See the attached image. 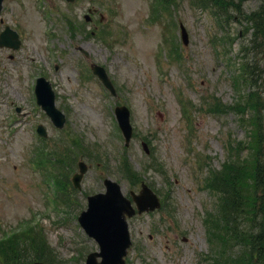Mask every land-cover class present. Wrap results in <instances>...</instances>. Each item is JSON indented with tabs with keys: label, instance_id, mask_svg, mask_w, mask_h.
<instances>
[{
	"label": "rangeland",
	"instance_id": "1",
	"mask_svg": "<svg viewBox=\"0 0 264 264\" xmlns=\"http://www.w3.org/2000/svg\"><path fill=\"white\" fill-rule=\"evenodd\" d=\"M239 1L244 12L257 10L262 3ZM151 2L5 0L0 29L5 25L16 29L22 45L16 51L0 48V239L25 223L33 225L37 229L33 233L44 236L37 244L45 242L52 263L85 264L87 254L99 249L77 219L87 208V196L105 191L103 180L110 176L130 198L131 190L137 194L141 190V181L136 179L142 178L165 203L159 210L128 219L132 246L125 264H213V258L203 257L214 255L211 247L217 264H264V251L257 255L249 245L226 239L232 225L227 227L229 220L222 216L221 193L204 186L213 176L212 170H223L230 161L239 162L241 173L253 170L249 165L258 160L257 155L264 164V55L250 47L243 52L254 71L253 83L243 82L239 67L244 59L239 49L253 34L236 10L234 18H227L221 26L213 9L200 8L192 0H175L164 13L152 12ZM89 6L98 9L92 23L83 19ZM154 6L160 9L161 4ZM100 15L105 18L103 33H111L104 37L107 42L91 32L100 28ZM180 22L188 32L186 45L180 37ZM168 31L181 48L180 59L171 56L164 44ZM225 34L229 51L220 39ZM91 61L106 67L116 96L92 74ZM38 75L51 81L56 106L66 114L61 128L35 100ZM255 100L259 105H253ZM216 101L226 107L239 103L214 113L208 106ZM242 102H246L244 106ZM116 103L130 108L134 133L128 147L114 115ZM183 104L190 105V117L184 116ZM256 120L261 122V140H256ZM38 123L45 126L48 136L37 133ZM68 131L83 136L91 150L78 159L75 153L65 152L68 159L60 167L66 183L58 202L53 201L54 185L45 177L50 170L58 178L56 188L60 190L63 175L43 167L41 159H51L52 152L61 147L69 149L64 143ZM144 138L149 141L148 153L142 145ZM94 144L105 157L97 159ZM41 151L47 154L41 156ZM152 153L163 163L161 171L145 170L146 162L153 160ZM122 154L134 170L135 184L119 168ZM79 159L89 166L80 189L72 185L71 178L78 169L73 161ZM64 198L73 200V205ZM209 212L211 227L204 221ZM253 217L251 214L248 227L256 233L262 215L257 212ZM208 230L216 234L210 241ZM34 248L22 242L15 262L8 248L9 255H0V264H30L36 259Z\"/></svg>",
	"mask_w": 264,
	"mask_h": 264
},
{
	"label": "trees",
	"instance_id": "2",
	"mask_svg": "<svg viewBox=\"0 0 264 264\" xmlns=\"http://www.w3.org/2000/svg\"><path fill=\"white\" fill-rule=\"evenodd\" d=\"M198 1L201 4L200 6L213 9L220 17L219 19L221 22H224L230 16V10H236V12L239 13V20L250 24L249 28H252V34L254 35L247 45H241V49L246 51L248 47H250V49L253 48L256 53L259 52V49L262 54L264 53V0H262L260 7L252 12H244L239 0ZM244 58L246 59V57ZM249 65V62H242L241 67L243 69L241 74L243 79L248 80L249 78L252 82V70ZM255 104H259V102L255 100L253 105ZM255 123L257 124L255 134V136H257L256 140H261L260 121L256 120ZM256 158H258V160H254L249 165L252 167L254 166L253 170L244 171L242 173L241 167L237 165L239 162L233 161L230 164L226 163L225 169H220L213 174L210 183L212 188L221 193V213L223 211L222 216L229 220V223L226 222V226L228 227L229 224L232 225V227L228 229L229 234L226 235V239L235 240L242 246L249 245L251 250L254 249L258 252L257 255H261L264 251V219L262 215L264 212V164L259 161L260 158L258 155ZM126 171L127 173L130 171L129 166ZM129 174L131 175V172H129ZM246 178H251L252 181H245ZM257 212L262 215V219L260 222L261 228L259 232L255 233L252 231L251 227H248V219L251 218V214L254 215V219ZM253 219L251 220L252 222ZM43 237V235L36 236L35 234H24L18 237V239H8L1 243V245H4V250H2L1 253L3 256L6 253V256H8L9 253L6 251L8 248H11L15 256L12 262H15V260H17L16 258H19L18 253L20 252L21 243H27V240L30 239L29 245L35 247V258L40 260L43 259L48 264H55V262L52 263L48 258L47 247L44 246L45 242L40 246L37 244ZM49 253L52 255L51 250H49Z\"/></svg>",
	"mask_w": 264,
	"mask_h": 264
},
{
	"label": "water",
	"instance_id": "3",
	"mask_svg": "<svg viewBox=\"0 0 264 264\" xmlns=\"http://www.w3.org/2000/svg\"><path fill=\"white\" fill-rule=\"evenodd\" d=\"M1 3L2 0H0V9L2 6ZM181 26L183 40L185 43H188L189 37L187 36L186 29L182 24ZM3 44L18 48L21 45L19 34L16 31L7 28L0 36V45ZM93 70L99 75L104 84L110 87L112 92H114L113 85H111L105 69L102 66L93 64ZM38 82L36 89L38 90L39 102L51 115L53 121L58 126H63L65 123V115L61 110H57L55 107L54 91L52 90L50 83L44 78L39 79ZM116 108L121 128L124 130L126 141H128L132 133L128 119V108L123 106H118ZM38 129L41 134H46L42 125H40ZM79 166L80 173H76L73 176L74 184L77 187H80L83 172L87 169L84 162H80ZM105 186L107 187L105 193H96L95 195L88 197V208L79 217V222L82 224L85 231H87L90 236L94 237L97 243L100 244V250L98 252H91L87 255L86 264H124V256L127 255V249L131 245L126 214L128 216L133 215L135 209L131 206V200L123 195L119 184L110 178H106ZM134 198L140 212H142V210H153L159 205V199L147 186L144 187L140 195H134ZM98 256L102 257L100 261H98ZM32 264L45 263L34 262Z\"/></svg>",
	"mask_w": 264,
	"mask_h": 264
}]
</instances>
